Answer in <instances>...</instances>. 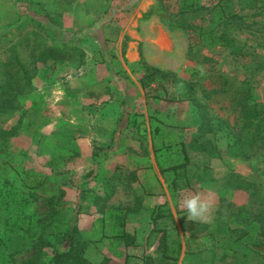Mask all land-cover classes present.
<instances>
[{"label": "rangeland", "instance_id": "rangeland-1", "mask_svg": "<svg viewBox=\"0 0 264 264\" xmlns=\"http://www.w3.org/2000/svg\"><path fill=\"white\" fill-rule=\"evenodd\" d=\"M218 1L199 0L204 31L219 22L213 11ZM180 4L181 0L161 4L156 0H0V94L17 95V108L0 115V128L17 129L15 136L0 137V264H21L33 254L26 245L11 257L7 245L28 233L44 235L49 242L44 249L48 261L64 245L63 233L75 226L87 241L84 257L89 264L104 259L107 264H122L125 257V264H142L144 253L157 248L158 230L174 233L167 213L153 219L166 204L155 210L144 204L143 213L136 215L131 197L139 190L124 193L135 229L130 238L117 235L122 231L112 219L113 208L122 207L116 205L123 202L121 191L116 190L106 204L107 214H102L103 186L124 185L123 162L115 154L132 147L116 145L105 151L91 142L83 148L89 151L81 152L77 145L87 138H108L110 130L119 136L126 125L124 134L138 137L139 143L129 144L143 156L139 162L146 170H158L159 186L182 189L173 194L174 214L170 212L181 236L198 222L187 219L182 198L201 192L213 203L206 231L196 236L192 252L181 253L176 264H264V245H255L264 237L259 236L260 225L254 219L261 218L264 226L259 214L264 210V151L248 158L251 151L232 145L239 135L240 108L221 91L218 79L226 78L240 90L249 88L264 109V17L248 18L253 22L249 30L236 22L231 25V34L249 47L250 63L245 67L242 57L210 43L207 36L198 32L189 36L173 28ZM252 12L240 14L249 17ZM189 40L209 62L187 59ZM46 46L60 48L64 61L35 62V49ZM139 53L150 66L197 84L194 93L218 123L216 151L189 148L197 132L195 103L170 101L160 91L146 93L129 85L131 76L138 81L142 72ZM17 60L27 69L29 80L22 78ZM187 68L196 73H185ZM233 173L256 186L254 196L252 189L226 183L227 177L234 181ZM125 244L141 247L142 254L124 257Z\"/></svg>", "mask_w": 264, "mask_h": 264}, {"label": "trees", "instance_id": "trees-1", "mask_svg": "<svg viewBox=\"0 0 264 264\" xmlns=\"http://www.w3.org/2000/svg\"><path fill=\"white\" fill-rule=\"evenodd\" d=\"M160 4L169 0H156ZM236 11L233 12L231 9ZM202 7L199 6V0H181L177 12L173 18V28H179L189 36L198 32L207 36L210 43H216L227 47L230 53L234 56H240L245 60V67L250 63L249 47L245 42L231 34L232 23L236 22V26L241 29L249 30L253 22H248V18H255L257 16L264 17V0H219L213 7V11L219 16V22L214 28L204 31L200 25L199 18L201 17ZM245 10L253 11L249 17L240 14ZM240 25H242L240 27ZM188 60H196L201 62H209L205 56L196 53V45L189 40L188 42ZM37 56H32L35 62H45L48 60L55 62H63L65 53L56 46H46L37 51ZM34 53V50H33ZM34 55V54H33ZM141 74L138 78L140 87L148 93L150 90L160 91L163 93V99L169 95L170 101H187L190 100L197 106L196 121L197 132L192 136L189 143V148H195L199 153H210L216 151L218 139V123L214 122L207 106L199 102L198 96L194 93L197 84L184 82L180 80L176 74L171 71L161 70L160 68L150 66L143 58L142 53H139ZM22 78L29 80L30 76L24 65L18 60L16 61ZM185 73L194 75L196 71L193 68H187ZM221 85V91L230 96V101L240 108L239 118V135L235 138L232 145H240L243 149L251 151V157L255 153L264 151V109L252 97L250 89L245 87L241 90L236 87H231L230 81L226 78H218ZM179 83L182 84L179 87ZM247 80L245 81V84ZM10 89V88H9ZM170 90V92H168ZM17 95L13 92L7 91L0 94V115L10 114L17 108ZM17 132L16 127L9 129L0 128V137L9 138L15 136ZM234 181L230 182L227 177L226 183L231 187L237 189L253 190V196L256 193V186L245 180L239 174H231ZM176 187V186H175ZM154 214L153 219H159L164 216V213L169 215V220L172 222L171 229L173 234H166L164 230H158L159 236L157 239V248L154 253H146L142 258V264H176L183 248L185 254L192 252L191 246L196 243V236L202 234L207 229L205 222L194 223V229L190 230L187 235H180L174 224L173 217L170 216V209L165 206ZM259 214L264 217V210L259 211ZM260 225L259 236L264 237V226L261 218H254ZM181 231L184 230L181 228ZM185 233V232H184ZM25 235V234H24ZM35 237V238H34ZM62 242L64 245L55 250L52 257L45 261L44 249L49 245L42 233H28L25 237H16L13 243L8 242L9 249L12 250V255L19 252L20 247L30 245L33 254L24 259L21 264H89L84 257V252L87 247V241L81 236L80 232L75 226H71L62 235ZM30 242V243H29ZM256 246L264 245V240L255 242ZM107 259H104L100 264H107Z\"/></svg>", "mask_w": 264, "mask_h": 264}, {"label": "crops", "instance_id": "crops-1", "mask_svg": "<svg viewBox=\"0 0 264 264\" xmlns=\"http://www.w3.org/2000/svg\"><path fill=\"white\" fill-rule=\"evenodd\" d=\"M131 79L133 80V83L128 82L129 85L135 89V90H140L141 87L138 83L137 80L133 79L131 76ZM131 126V124H129ZM136 127V124H134ZM104 126V125H103ZM128 126V125H126ZM126 126L124 127L123 130H121L125 133L127 131ZM138 126V125H137ZM122 129V128H121ZM130 129V128H129ZM111 132V130H110ZM109 132V137L108 138H94L89 139L87 138L86 140L84 139L82 142H78V149L79 151H89L88 149H84L85 143H91L94 142L96 145H100L101 147H104L105 151H111L116 148L115 146L118 145L119 147H123V144L125 145H130L132 147L131 149H128L126 147H123V151L120 154H115L116 157L120 160H122V164L120 167H123V186H103V192L102 196L103 198H99V200H102L101 202V210L103 211V215L107 214L108 208L107 203L111 199L114 198V194L116 190H119L123 194V202H117V206H122L120 208H113L116 212V215H113L112 219L115 222V228L120 229L122 232L117 233V235L120 236V238L123 240V238H128V234L133 235L135 232V229L132 228V220L129 218V208H125V201H127V195L124 194L129 191H140V194L137 196L131 197L133 199V207L136 210V215H140L143 213V208L142 205H147L149 208L152 210H155L157 207H159L161 204L165 205L170 209V212L174 214V209H173V202H174V196L173 194L178 191H182V189L178 188H173V186H159L161 184V178L159 175L158 170L154 169H148L146 170L143 165L139 162L138 159L143 158V156L140 155L139 149L136 146H131V144H137L139 143V140L137 139L138 137H133L127 134H113ZM131 143V144H129ZM149 145L150 148L152 147L151 141L149 140ZM121 151V150H120ZM91 157H95L96 154L93 156V153H90ZM116 165H114V168ZM177 190V191H175ZM123 204V205H121ZM144 207V206H143ZM123 209V210H122ZM112 210V209H111ZM102 215V216H103ZM79 216L85 217L86 215L80 214ZM80 230V228H79ZM136 236L139 237V234L137 233L136 230ZM130 238V237H129ZM120 249V248H119ZM123 250V256L125 257L126 255L130 254H137L141 253L142 254V248L141 247H131V245H126ZM145 252L144 254H146ZM122 254V253H119ZM182 254H184V248L182 251ZM126 258V257H125ZM124 258L123 263H126V259Z\"/></svg>", "mask_w": 264, "mask_h": 264}, {"label": "clouds", "instance_id": "clouds-1", "mask_svg": "<svg viewBox=\"0 0 264 264\" xmlns=\"http://www.w3.org/2000/svg\"><path fill=\"white\" fill-rule=\"evenodd\" d=\"M180 206L186 212L189 221L203 223L211 220L213 203L201 192L185 196L180 201Z\"/></svg>", "mask_w": 264, "mask_h": 264}]
</instances>
